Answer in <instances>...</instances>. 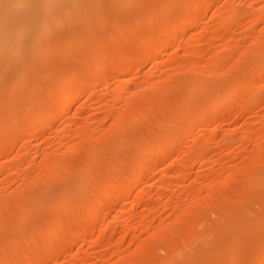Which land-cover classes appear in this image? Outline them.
Listing matches in <instances>:
<instances>
[{"label": "bare ground", "instance_id": "1", "mask_svg": "<svg viewBox=\"0 0 264 264\" xmlns=\"http://www.w3.org/2000/svg\"><path fill=\"white\" fill-rule=\"evenodd\" d=\"M251 1L250 5L248 4L249 6L243 10L240 8L238 10L235 7V1H226L228 3L226 7L216 6V8L214 6L215 10L209 12L208 10L213 4L217 3L218 5L217 0H0V157L6 156L5 159L7 158V154L13 147L15 148L18 138L26 135L30 126L37 135L52 123L54 126L57 103L62 101L59 117H67L66 115L72 113H70L71 105L78 98L85 96V99L83 97L85 102L82 101L83 104L78 105L72 115H68L69 119H65L68 120L67 124L61 128L58 126L54 130L58 133L57 136L60 134L59 139L56 135H54L55 140H53L55 137L51 139L49 136L50 140L54 142L60 140V143L56 142L55 145H59L53 151L51 149V152L47 151L48 144L44 146L46 149L44 148V155L40 160L41 167L40 165L39 168L36 166L39 162L34 164L37 172L32 173L30 170L32 173L30 174V172L27 173L29 170H26L32 167V158H30L31 161H28L29 158L26 156L28 143L18 147L20 153L12 161H9L11 163L1 159L0 172L5 175L0 182V184L2 183L0 186L1 264L4 263L5 255H8V252H11V261L6 258L7 261H10L7 264H49L51 261L52 263L58 261V257L64 252L70 253L69 251L76 248V245L80 247L78 243L82 239L92 237L100 242L106 232L116 228L117 221L122 220L121 213H124V209L122 210L124 204L121 203L125 199L130 200L131 196L135 199L144 197V192L147 190L136 193L135 191L141 189V184H144L143 180L148 179V176L155 172L153 169L156 165L162 160H166L170 149L174 150L172 146L176 145L175 150L177 144L178 148L181 146L176 139L179 132L184 130L185 136L190 138L194 133L197 134L198 129L203 131L207 127L204 125L210 124L208 121L213 119L212 116L217 117L214 113L217 111V107L223 105L228 98L239 97L237 103L232 104L231 107L227 105L230 107L231 113L228 117L240 110L252 109L257 97L264 91V25L261 26L260 31L258 30L259 32L256 28L257 24L260 26L261 22L264 23V0H253L252 3ZM131 9L139 10L138 15L137 13L135 15L139 18L136 22L135 17H131L134 13ZM127 11L129 12L128 16ZM207 12L211 13L210 18L213 21H210L211 24L207 26V29L205 27L206 30L204 29L202 32L192 31V34L187 35L188 24L192 30H196L194 28H197L202 23L201 21L207 19ZM130 13L131 15H129ZM125 15L134 20L130 23L131 18H129L131 25L138 26L139 24L141 27L136 28L135 25L131 26L128 23V29H122L127 23ZM246 15L250 16L251 20L248 21L251 26L256 25L254 31L256 29L259 34L255 32L256 36L248 30L242 32L253 42L251 41L252 43L246 48L244 46V53L237 55L239 57L236 58L235 52L238 49L234 51L237 42L234 38L221 46L216 47L215 45L218 38H224L227 32L236 30L235 28L240 25L242 18ZM122 21L126 23L120 25ZM247 24L249 23L247 22ZM209 33L211 40L207 41L209 45L207 47L211 51L207 52L209 56L205 58L203 54L200 55L202 53L201 44ZM186 35L190 37L189 46H186L184 51H180L185 52L184 54H179L180 46L185 41ZM239 47L241 48V46ZM94 61L95 63L91 64ZM146 64H149L153 71L150 75L140 76L139 73L134 72L142 70L141 68ZM256 69H260L261 72L257 70L258 74L253 71ZM95 72L100 73L98 78L92 76ZM132 72L136 73L135 76ZM252 72L255 75L251 74ZM112 75L117 77L113 82L115 84L114 91L110 92L109 90L107 91L108 95H102L99 89L94 88L99 92L92 90L96 84L103 80L108 82L107 80ZM223 83L228 84V86L226 85L228 91L223 92L221 99L214 102L215 104L212 103L214 107H211V101H214L219 94L221 95L223 90L226 91L225 86L222 88L221 84ZM210 86L211 90L213 88L212 92H208ZM18 87L20 92L15 97L13 93L17 92ZM42 87L46 88V91ZM217 88L220 89L217 90ZM204 91L209 96H206ZM125 93L127 94L124 98L123 113H113V110L109 109L111 102L116 95L122 97ZM200 93H204L203 99L200 97ZM12 95V98H18L20 103L16 101V103L14 101L10 103ZM30 98L32 99L30 100ZM24 99L27 101L25 104L29 101L26 108H24L25 105L21 107ZM91 99H105V103L101 107L108 108L106 116H103L105 119L100 118L99 123L95 124L96 126L91 124V119L89 120L91 115L85 116L89 110L86 102ZM194 103L195 105H193ZM14 104H19L18 108L14 107ZM164 105L166 106L164 107ZM167 105L172 106L173 109H167ZM162 108H166L168 111L165 112ZM26 112L33 113L32 117L35 116V118H30L31 120L29 119L30 123L27 119L25 121V118L23 120V116L26 117L25 115L29 114ZM188 113L192 117H187L190 116ZM82 115H84V119L80 125L79 118ZM156 117L161 120L157 121ZM106 120L109 122L111 120V123L108 124ZM77 123L80 127L75 130L74 127H78ZM73 124L75 125L73 126ZM54 131L51 132L52 136L55 134ZM205 131L202 133L205 134ZM69 135H71L70 139H68ZM229 137L232 136L229 135ZM227 138L226 135V141ZM196 139L193 151L187 150L189 152L185 153V151L183 156L180 153V159L176 157L179 159L180 165L177 164L179 166L177 169H174V166L172 168L171 165V174L167 169L169 167H162V175L160 174L161 178L155 182L156 186L163 187L166 180L169 179L168 176L178 184L189 178L191 169L188 160L201 161V154H203V150L200 149V143L203 141L201 137ZM252 139L256 143L253 147L257 153L251 154L250 159H247H254V163L244 161L241 166H234L233 169H230L229 166L224 170L220 167L219 170H216L215 167H213L214 169L208 168L204 172L205 174L197 177L198 179L195 177L196 179L193 178V180L190 177L192 180L190 186L184 185L189 187L187 194L191 195L189 198L192 197V202L188 201V203L184 202L183 205H179L180 202L179 204L175 203L179 206L174 205L171 191H165V197H162L159 204L166 206L167 210L170 204H173L169 207L171 211L168 210L171 215L161 217L157 225L155 223L157 211L153 210V207L150 209L151 204L150 208L145 205L149 209L146 208V212L143 211V214L139 212L142 214V217L139 214L141 217L139 222L145 230L149 232L148 229H151V232L146 240L140 242L139 245L137 243L136 251L126 254L123 249H119L122 251L116 252L118 253L115 255L116 259L112 261L113 258L112 256L110 258L109 253L100 255L101 252L98 255L99 258L96 256L100 262L94 261L95 258L93 259L92 255L79 256L77 252H74L77 255L72 256L73 263L75 260L80 263L77 261L79 258L81 264H235L244 258L238 264H242L243 261H245L243 264H264V236L262 235L261 238V231L264 228V223L261 225V221L264 220H262L264 217V128L246 125L238 141L239 147L243 151L248 149ZM211 141L213 142V140ZM219 141L221 140L219 139ZM223 141L225 140L219 143L224 144ZM205 142L208 144V141ZM50 143L53 147L54 144ZM124 145L128 147L124 148ZM41 149L40 152L43 151ZM31 153L29 154L31 155ZM173 154L175 153L173 152ZM33 159L35 160V157ZM229 159H232V156ZM218 161L221 160L218 159ZM70 163H76L73 169H71L72 164L70 165ZM34 170L36 171V169ZM23 171L26 173L23 174ZM16 172L17 174L21 172L19 176L16 174L17 180L14 176ZM12 175L15 177L14 179ZM11 179L12 181L19 180L21 186L18 187V183L15 184L16 188H12L13 190L9 188L10 186L7 184L11 182ZM9 180L10 182H8ZM236 180L240 182L237 189L230 191L224 187L228 185L226 184L228 181ZM198 181H201L200 183L206 181V185L200 184L199 186L197 185ZM221 182L223 186H221ZM233 182L232 184H234ZM152 183L150 184L155 186V183ZM204 192H206L205 196H203ZM222 193L226 197L224 200L216 201V204L213 203V210L210 211V213L213 212V216L210 217V213L207 215L208 210L211 209L209 199ZM150 194L152 193L150 192ZM141 199L143 200V198ZM134 202H131V208H125L126 216L137 214L135 208H132ZM42 204L47 206L46 212L42 210L43 213L40 211ZM7 205L12 206L16 211H9V209L7 211ZM106 205H112L115 210L119 207L121 210L118 209L117 212L115 211L116 213L109 210L108 213L112 212L114 215L105 223L104 219L109 217L108 213L106 212V215L100 209ZM256 206L261 208V212L257 214L256 218H253L251 211H255ZM45 208L43 206L41 209ZM47 210L49 214L50 210L56 214L51 212L50 217H53L51 224H48L50 218L48 221L46 220L48 217H44V212L47 213ZM165 210L163 209V211ZM257 212L259 211L257 210ZM172 215L175 216L171 218ZM43 221L49 226L45 225ZM102 221L103 224L105 223L104 228L100 226ZM27 223H31V227L28 224L26 228L29 227V229L26 230L24 226ZM182 223H184L183 226ZM8 224L11 225L7 228ZM136 224L134 225L137 226ZM134 225L129 222L125 229L123 228L122 238L127 233H132ZM10 226L12 227L10 228ZM254 226L255 228H253ZM98 227L100 229L96 231ZM19 228L22 229L21 232ZM254 229L260 236L253 232ZM260 229L262 230L260 231ZM25 230H30V232L27 233ZM124 239L119 240L122 243ZM114 242L110 241L109 245ZM16 244H20L22 247L19 250L11 249L12 252L10 248ZM100 244H105V242ZM232 249L240 252V256L244 253L243 249L246 253L238 259L234 255L235 261L232 262L234 258L227 260L224 257ZM81 250L83 249L81 248ZM227 257L229 258V256Z\"/></svg>", "mask_w": 264, "mask_h": 264}, {"label": "rangeland", "instance_id": "2", "mask_svg": "<svg viewBox=\"0 0 264 264\" xmlns=\"http://www.w3.org/2000/svg\"><path fill=\"white\" fill-rule=\"evenodd\" d=\"M221 1V2H220ZM224 1V2H223ZM217 0V2H218V5H217V3H215L216 5H212V7L208 10L209 12H213V10H215V7L216 6H221V7H226L227 6V4L228 3H226V1L227 2H236L234 5H235V7L236 8H238V10H239V8H240V10H243V9H245L246 7H248L249 5H250V0H234V1H232V0H230V1H228V0ZM247 1V2H246ZM246 2V3H245ZM253 2V0L251 1V3ZM224 5H223V4ZM240 3H242V4H240ZM245 3V4H244ZM222 4V5H221ZM249 4V5H248ZM215 6V7H214ZM137 8V7H136ZM217 8V7H216ZM140 9V8H139ZM211 9H212V11H211ZM132 10V9H131ZM134 10V9H133ZM132 10V11H133ZM137 10V9H136ZM141 10V9H140ZM129 11V10H128ZM127 11V16H128V12ZM139 11V10H138ZM138 11H133L134 13H132V15H131V13L129 14V15H131V17L133 18V17H135V22L137 21V19H139V18H137L135 15H136V13H137V15H138ZM131 12V11H130ZM209 12H207L208 14H206L207 16V19H205V20H203V21H201L202 23H203V25H202V23L201 24H199V26L202 28H200L199 26H197V28L195 27L194 29H196V30H192V28L189 26V24H188V26H187V35H190V33L192 34V31L193 32H202V31H204V29H205V27H206V29H207V26L208 25H210L211 23H210V21L211 22H213L212 21V19L210 18L211 17V13H209ZM140 15H141V13H140ZM208 15H210L209 17H208ZM131 17H126V15H125V18H127V23L126 22H121L120 23V25L122 24V23H126L127 24V27H126V24H124L125 26H123V28L122 29H124L125 30V28L126 29H128V23L130 22L129 21V18H131ZM138 17H140V16H138ZM205 17V18H206ZM246 17H248V19H246L245 20V18ZM250 16L249 15H246V16H244L243 18H242V22L240 23V25H238L237 26V28H235L236 30H231L232 31V33H231V31H229V32H227V38H226V36L224 37V38H218L217 40V42H216V47L219 45V46H221L222 44H224V43H226L227 41H229V40H231L232 38H234L235 40H237V42H236V46H235V50L234 51H236V49H238L237 50V52H235L236 53V58L237 57H239V56H237V55H242V52L244 53V49L246 48V46H248V45H250L253 41L250 39V38H247L245 35H243L242 34V32L244 33V32H246L247 30L248 31H252L254 34H255V32H257L258 30L260 31V28H262L261 26H263L264 25V23L263 22H261L260 24V26L257 24V27H256V25H252L251 26V23L248 21L249 19L251 20V18H249ZM130 19L131 20V22L130 23H132L134 20L133 19ZM126 20V19H125ZM133 20V21H132ZM244 20V21H243ZM247 22L250 24H247ZM129 23V24H130ZM207 23V24H206ZM263 23V24H262ZM137 24V23H136ZM247 24V25H246ZM131 25V24H130ZM133 25H135V24H132L131 26H133ZM100 26H101V24H100ZM141 27V25H139L138 24V26H134V27ZM248 26V27H247ZM240 27V28H239ZM243 27V28H242ZM252 27V28H251ZM257 28V31H256V29H255V31H254V28ZM102 28L104 29V27H103V25H102ZM248 28V29H247ZM250 28V29H249ZM129 29H131V28H129ZM141 29V28H140ZM205 29V30H206ZM245 29V30H244ZM100 30H101V28H100ZM127 31V30H126ZM233 31H234V33H236V34H234L233 33ZM258 31V32H259ZM257 32V34H259ZM228 33H229V36H228ZM231 33V34H230ZM234 34V35H233ZM242 34V35H241ZM257 34H255L256 36H257ZM186 35V37H185V41L181 44V46H180V48L181 49H179V54L181 53V54H184L183 52H180V51H184V49H186V46H189V38L190 37H188ZM230 35H232V36H230ZM237 36V37H236ZM206 37V36H205ZM242 37H243V39H242ZM210 38V39H209ZM225 39V40H224ZM227 39V40H226ZM211 40V34L209 33L208 35H207V38H205V40L202 42V44H201V50H202V53H200V55H202L203 54V56L205 57V58H207L208 56H209V54H207V52L209 53V51H211L210 49H208V47H209V45H208V43H207V41L209 42ZM242 40V41H241ZM250 40V41H249ZM252 41V42H251ZM244 42V43H243ZM186 43V44H185ZM218 43V44H217ZM241 45H240V44ZM247 43V44H246ZM207 45H208V47H207ZM241 46V48L239 47V46ZM204 46V47H203ZM244 46H245V48H244ZM207 48V49H206ZM240 51V52H239ZM204 52V53H203ZM239 52V53H238ZM206 54V55H205ZM160 60H162V59H160ZM159 60V64L161 63V61ZM92 63H95V61L94 62H91V64ZM158 63V62H157ZM42 66V65H41ZM142 70H139V71H134V72H136V73H139L138 75H140V76H148V75H150L153 71L151 70V68H150V65L149 64H146V65H144V67H142L141 68ZM261 69V68H260ZM260 69H256V70H253V71H255V72H257V70H258V72H261V70ZM134 72H132V73H134ZM257 72V73H258ZM136 73H134L133 74V76H135V74ZM36 74H37V72H36ZM35 74V77L37 76ZM95 74V75H94ZM99 74V75H98ZM251 74H253V75H255L253 72L251 73ZM259 74V73H258ZM257 74V75H258ZM88 75V74H87ZM90 76H91V74H89ZM256 75V76H257ZM92 76L93 77H95V78H98L99 76H100V73H97V72H95V73H93L92 74ZM212 76V75H211ZM112 77V78H111ZM111 77H109V79L107 80L108 82H110L111 83V85H110V83H108V82H106L105 80H103L102 82H100V83H98V84H96V87H93V89L92 90H95L94 88H96V89H99V91L100 92H102V93H100V94H104V95H108L107 94V91H109L110 90V92L111 91H114L115 89H114V87H115V84H113V82H115V80L117 79V77L115 76V75H112ZM115 77V78H114ZM215 78V77H214ZM222 85V88L224 87V88H227L226 89V91L225 90H221L222 91V93H221V95L219 94L218 96L215 94V100H217V101H211V104L213 103V104H215L216 102H218V100H220L221 99V96H222V94H223V92H227L228 91V84L226 83V84H221ZM221 85H218V87H221ZM227 85V86H226ZM40 87V86H39ZM38 87V90L40 89ZM21 88V87H20ZM42 88H44V87H42ZM209 88V89H208ZM207 89L208 90H210V91H208V92H212L213 91V88H212V90H211V86L210 87H208ZM19 89V87L17 88V92L16 91H14V93H13V95L15 94V97H17L18 95H17V93H19L20 91V89ZM45 89V91H46V88H44ZM101 89V90H100ZM220 88H217V90H219ZM43 90V89H42ZM96 92H99L98 90H95ZM206 91V90H205ZM204 91V92H205ZM106 93V94H105ZM216 93V92H215ZM217 93H218V91H217ZM219 93H220V91H219ZM99 94V93H98ZM126 94L127 93H125V94H123V96L121 97H119L118 95H116L115 97H117V98H115L114 97V99H113V101L111 102L112 104L110 105V107H109V109L112 111L113 110V113H123V109H124V103H125V100H124V98H125V96H126ZM204 94V93H203ZM203 94H199L200 95V97L203 99V97H205ZM205 94H206V92H205ZM211 94V93H210ZM13 95L11 96V98H10V103H11V101L13 102L14 101V103H18L20 100L17 98V99H14V98H12L13 97ZM206 96H209V94L207 95L206 94ZM220 96V97H219ZM84 97V99H85V96H83ZM83 97L81 98H78L75 102H74V104H72L71 105V107H70V110H72V111H70V113L72 112V113H74L77 109L76 108H78V105L79 106H81V104H83V102L82 101H84L85 102V100L83 99ZM259 97V98H258ZM257 97V99H256V101L254 102V105L252 106V109H249L248 111L247 110H240V112H238V113H234L233 115H236V116H233V115H231V117H228L231 113H230V107L232 106V104H235V103H237V101H239V97H235L234 99H232V98H228V100H225V105L223 106V105H221L220 107H217V111L216 112H214V113H216V116L217 117H215L214 115V117L212 116V120L211 121H208V122H210V124H208V125H204V126H207V127H205V129L203 130V131H205V134L204 133H202L203 131H200V130H202V129H198L197 130V134H198V136H196L197 134L196 133H194V135H192V137L190 136V138L189 137H187V136H185V134H186V132L184 131V130H182L181 131V133L179 132L177 135H178V137H176V139H177V142L179 143V145H181L179 148H178V144H177V148H176V150H175V147H176V145L175 146H172V147H174V150H172L173 148H171L170 149V151L168 152V155H167V157H166V160L164 159V160H162V162H160L161 163V165H160V163L159 164H157L156 165V167L153 169V171H155V172H157V173H155V172H153V173H151L150 174V176H148L147 178L148 179H144L143 180V183L144 184H141V189H139V190H136L135 191V193L138 191H141V190H144V191H149V192H144L145 193V195H144V197H139V199H141V198H143V200L141 201L140 200V202H139V199H135V198H133L132 196L129 198L130 200H126L125 199V201L123 202V203H121L124 207L122 208V210L124 211V213H125V211H126V209H129V208H131V206L130 205H132V203L131 202H133V201H135L133 204V206H132V208H135L134 210L135 211H137V214L135 215L134 214V216L133 215H125L123 212L121 213L122 214V220L121 219H119L120 221H117L118 223H116V225H115V227L116 228H113V229H111V230H108L107 232H106V234L100 239V242L99 241H97L96 239H94V238H87V239H85V240H83L82 239V241L80 240V242H82V243H78L79 244V246L80 247H78V245H76L75 247L76 248H73L71 251L73 252H71V251H69L70 253H66V252H64L63 254H61L59 257H58V261H56V262H53L52 263V261H51V263H49V264H72L73 263V260H72V256H74L75 254L77 255V253L79 254V256H81V255H83V256H85V255H92V257H93V259H94V261H99L100 262V259H98L99 257H98V255L100 254V255H103V254H105L106 252H107V254L110 256V258H111V256H112V258L113 259H111V261L112 260H115L116 258H115V255H117L118 253H120L122 250H120L119 251V249H123V251L126 253V254H128L129 252L131 253V252H133V251H136L137 250V248H138V245H139V243L140 242H142V241H144V240H146L147 238H148V235H149V232H151V229H148L149 230V232L147 231V230H145L144 229V227L142 226V225H140V222L139 221H141L140 219H141V217H142V214L144 213L143 211H145L146 212V208L147 207H145V205H147L148 207L150 206V204H151V208L150 209H152V207H153V210H155V211H157V214H155V223H156V225H157V223L159 222V220H161V217H168V216H170L171 214L170 213H168V210H170L171 211V209L169 208L170 206H173V204L174 205H177V204H179L180 202V204L179 205H183V203L184 202H186V203H188V201L189 202H192L193 201V199H191V198H189L191 195H188L187 193H189V191H188V189H189V187L187 188L186 186H190V182H192V180L190 179V177L193 179H196L198 176H200L201 174L203 175V174H205L204 172L208 169V168H213V167H215V169L216 170H219L220 168L222 169L223 168V170L226 168H229V166H230V169H233L234 168V166L235 167H238V166H241V165H243V163H244V161H246V162H252V163H254V159H252V160H248V159H250V157H251V154L252 155H254V153H257V150H254L255 149V147H253V146H255V142H253L254 140L252 139L250 142H249V147H248V149L246 148V149H244V151L239 147V138L241 137V135H242V133H243V131H244V129H245V127H246V125L248 126V124L249 125H252L254 128H260V127H263L264 128V91H262V93L261 94H259V96ZM103 98H105V97H103ZM197 98H198V95H197ZM238 98V99H237ZM32 98H30V100H31ZM18 100V101H17ZM115 100V101H114ZM198 100V99H197ZM201 100V99H200ZM16 101V102H15ZM33 101V100H32ZM32 101H31V103H32ZM34 101H36V100H34ZM194 101V100H193ZM230 101V102H229ZM23 102V101H22ZM25 102H27V101H25V99H24V102L22 103V105H21V107H23V105H25V107L24 108H26L27 106V104H29V101H28V103H26L25 104ZM195 102V101H194ZM215 102V103H214ZM227 102V103H226ZM20 103V102H19ZM61 103H62V101H60L59 103H57V105L55 106L56 108V111H57V116L55 117V121H54V126H52L53 125V123H52V125L51 126H48V127H46V128H44L43 129V132L41 133V134H39V135H37V133H35L33 130H32V126H30V129H29V131H28V133L26 134V135H23V136H20L19 138H18V140H17V144L15 145V148L13 147L12 148V150L9 152V154H7V158L5 159V157L6 156H1L0 157V162H1V159H2V161H7V163H11V162H9V161H12V159L14 158V157H16V156H18L19 155V153H20V151H18L19 149H18V147H20V145L22 144H31L30 146H31V148H30V146L29 145H27V149H26V151H27V154H26V156H27V158H29L28 159V161H31L32 160V167H30V168H28V169H26V170H29V171H27V173H29L30 172V170H31V172L33 173V172H37L38 170H37V168H39L38 166L40 165V167H41V162H40V160H42V157H43V155H44V150L46 149V147H44V146H46L47 144V151H49V152H51V149H52V151L54 150V148L57 146V145H59V144H56L55 145V143L57 142V143H60L59 141L60 140H56V142H54L53 140H55L56 139V137H57V139H59V136H60V134L57 136V132H55L54 130L58 127V126H60V128L61 127H63V126H65L64 124H67V122H68V120H65V119H69V118H67V117H69L70 115H72V113L71 114H68V115H66L67 117H62V118H60L59 117V111H60V105H61ZM87 103V105L89 106V110H88V112L87 113H85L84 115L85 116H87V114H89V120L91 119V124L93 125V126H96L95 124H98L99 122H98V120H100V118L101 119H105L104 117L106 116V112H108V108L107 109H104L103 108V106L101 107V105L102 104H104L105 103V99H96V100H93V99H91V101H88V102H86ZM196 103V102H195ZM195 103L193 104V105H195ZM90 104V105H89ZM212 104V106L211 107H214V105ZM231 104V105H230ZM15 106L14 107H17L18 105L17 104H14ZM172 105V104H171ZM230 106V107H228V106ZM113 108H112V107ZM166 105H164V107H165ZM172 106H170V105H167V109L169 108V109H173V108H171ZM18 108V107H17ZM21 109V108H20ZM20 109H19V111H20ZM163 109V111H165V112H167L168 110L166 109V108H162ZM14 110H16V109H14ZM21 110H23V108L21 109ZM229 110V111H228ZM17 111V110H16ZM170 111V110H169ZM215 111V110H214ZM26 113H29V112H26ZM91 113V114H90ZM97 113H98V115H97ZM100 113V114H99ZM213 113V114H214ZM227 113H229V114H227ZM33 113H29V114H27V115H25L26 117H24L23 116V120H24V118H25V121H27L28 120V122L30 123V121H29V119L31 118H35V116H31ZM103 114V115H102ZM188 114H190V113H188ZM193 114V113H192ZM34 115V114H33ZM84 115H82L81 116V118H79V120H80V125H81V121L83 122V119H84ZM94 115V116H93ZM96 115V116H95ZM99 115H100V117H99ZM102 115V116H101ZM104 116V117H103ZM184 116V115H183ZM103 117V118H102ZM187 117H192V115L190 114V116L188 115ZM97 119V121H96V119ZM157 118V117H156ZM232 118V119H231ZM234 118V119H233ZM263 118V119H262ZM27 119V120H26ZM30 119V120H31ZM161 120L160 118H157L156 120L157 121H159V120ZM192 119V118H191ZM66 121V123H65V121ZM92 120H94V121H92ZM155 120V121H156ZM190 120V119H189ZM262 120V121H261ZM107 121V123L109 124V123H111V120H110V122H109V120H106ZM93 122V123H92ZM206 122H207V119H206ZM32 123V122H31ZM254 123V124H253ZM63 124V125H62ZM29 125H31V124H29ZM62 125V126H61ZM75 124H73V126H74ZM77 125H78V127L77 126H75L74 127V129L76 130L77 128H79L80 126H79V123H77ZM263 125V126H262ZM52 127V128H51ZM212 127H214V128H212ZM243 129H242V128ZM202 128V127H201ZM240 128V129H239ZM215 129V130H214ZM230 129H232V130H230ZM238 129V130H237ZM230 130V131H229ZM53 131H54V133L55 134H53V136H52V133H53ZM213 131V132H212ZM240 131H242L241 133H239ZM52 132V133H51ZM200 132V133H199ZM208 132H209V134L211 135H209L208 134ZM218 132V133H217ZM59 133H60V131H59ZM202 134H204V135H202ZM207 134H208V136H207ZM54 135H56V137L54 136ZM123 135V134H122ZM226 135H227V137L229 138H227V141H226ZM229 135H231L232 137H229ZM51 137V139H53L54 137V139L53 140H50V137ZM121 136V135H120ZM119 136V138L121 139V137ZM125 136V135H124ZM203 136V137H202ZM214 136V137H213ZM224 136V137H223ZM49 139H48V138ZM53 137V138H52ZM197 137H201V140L203 141V143L201 142L200 144V149H202L203 150V154H201V156H202V158H201V161H197V160H195V159H193V161L195 160L196 161V163H195V161L193 162L191 159H189L188 160V164H189V166H190V176H189V178H187L186 179V181H184L183 183H180V184H178V182L176 181V182H174L173 181V179L172 178H170V176H168L167 178H169L168 179V181L166 180V184L165 185H163V187L161 188V187H158V186H156L157 185V183H155V182H157V180H159L160 178H161V176H160V174L162 175V171H163V168H167V167H169V168H167L168 170H170V174H171V165H172V168H173V166H174V169H177V167H179V166H177V164L178 165H180V161H179V159H180V157L181 156H183L184 154V152L185 153H188L189 151H193V149H194V146H195V143H196V138ZM206 137V138H205ZM222 137V138H221ZM238 139H237V138ZM71 138V135H69V138L68 139H70ZM179 138V139H178ZM203 138V139H202ZM119 139V140H120ZM186 139V140H185ZM191 139H192V141H191ZM205 139V140H204ZM208 139H210V140H208ZM217 139V140H216ZM219 139L221 140V141H219ZM235 139V140H234ZM236 139H237V141H236ZM47 140V141H46ZM211 140H213V142L211 141ZM222 140H225V141H223V143L224 144H221L222 143ZM20 141V142H19ZM46 141V142H45ZM205 141H208L207 143L208 144H206V142ZM215 141V142H214ZM217 141V142H216ZM221 142V143H219V142ZM236 143H235V142ZM256 141V140H255ZM24 142V143H23ZM45 142V143H44ZM49 142V143H48ZM50 142H52V144H54L53 145V147H51V143ZM54 142V143H53ZM195 142V143H194ZM211 142V143H210ZM229 142V143H228ZM253 142V143H252ZM33 143V144H32ZM41 145H40V144ZM192 143V144H191ZM193 143H194V145H193ZM215 143V144H214ZM217 143H219L218 145H217ZM237 143H238V146H237ZM19 144V145H18ZM50 144V145H49ZM125 144V143H124ZM203 144V145H202ZM227 144V145H226ZM231 144V145H230ZM254 144V145H253ZM21 145V146H22ZM38 145V146H37ZM40 145V146H39ZM212 145V146H211ZM226 145V146H225ZM230 145V146H229ZM43 146V147H42ZM50 146V147H49ZM125 146L126 147H128L127 145H124V148H125ZM202 146H206L205 148L204 147H202ZM208 146V147H207ZM221 146V147H220ZM223 146V147H222ZM227 146H228V148H227ZM16 147H17V149H16ZM34 147H35V149H34ZM40 147V148H39ZM121 147H123V146H121ZM120 147V148H121ZM190 147V148H189ZM43 149V151H41L40 152V149ZM45 148V149H44ZM193 148V149H192ZM227 148V149H226ZM239 148V149H238ZM41 149V150H42ZM181 149V150H180ZM206 149V150H205ZM210 149V150H209ZM235 149V150H234ZM29 150V151H28ZM35 150V151H34ZM39 150V151H38ZM177 150H179V151H177ZM187 150H189V151H187ZM202 150H200V151H202ZM205 150V151H204ZM212 150V151H211ZM230 150H231V152H230ZM249 150V151H248ZM183 151V152H182ZM252 151H253V153H252ZM255 151V152H254ZM32 152V153H31ZM34 152V153H33ZM173 152L175 153V154H173ZM179 152V153H178ZM247 152V153H246ZM260 152V151H259ZM26 153V152H25ZM29 153H31V155L29 154ZM172 153V154H171ZM182 155H181V154ZM201 153V152H200ZM236 153V154H235ZM246 153V154H245ZM176 154H177V156H176ZM181 156H180V155ZM205 154V155H204ZM209 154V155H208ZM214 154V155H213ZM219 154V155H218ZM243 154V155H242ZM36 155V156H35ZM38 155V156H37ZM175 155V156H174ZM211 155V156H210ZM217 155V156H216ZM228 155H231L232 156V159H229V157L231 158V156H228ZM263 155H264V153H263ZM13 156V157H12ZM32 156H34L35 157V160L37 161H35L33 158L34 157H32ZM173 158H172V157ZM210 156V157H209ZM228 156V157H227ZM236 156V157H235ZM243 156H246V157H243ZM247 156H249V157H247ZM170 157V158H169ZM179 158V159H177V158ZM238 157V158H237ZM243 157V158H242ZM253 157V156H252ZM260 157H261V155H260ZM30 158H32L31 160H30ZM41 158V159H40ZM172 158V159H171ZM204 158V159H203ZM209 158V159H208ZM213 158V159H212ZM215 158V159H214ZM221 158V159H220ZM225 158V159H224ZM236 158V159H235ZM248 158V159H247ZM4 159V160H3ZM9 159V160H8ZM169 159V160H168ZM175 159H177V160H175ZM206 159H208V160H206ZM212 159V160H211ZM218 159L219 160H221V161H218ZM234 159V160H233ZM33 160H34V163H33ZM175 160V161H174ZM214 160H216V161H214ZM243 160V161H242ZM248 160V161H247ZM171 161V162H170ZM210 161V162H209ZM40 164H39V163ZM77 162V161H76ZM173 162H178V163H173ZM199 162V163H198ZM201 162H202V164H201ZM204 162H205V164H204ZM212 162V163H211ZM241 164H240V163ZM38 163V164H37ZM191 163V164H190ZM218 163V164H217ZM251 163V164H252ZM34 164L37 166V168H36V166H34ZM72 163H70V165H71ZM76 163H74V164H72L70 167H72L71 169H73L75 166ZM200 164V165H199ZM236 164V165H235ZM160 165V166H159ZM169 165V166H168ZM221 165V166H220ZM232 165V166H231ZM34 166V167H33ZM176 166V167H175ZM193 166V167H192ZM224 166H226V167H224ZM163 167V168H162ZM193 169H192V168ZM203 167V168H202ZM220 167V168H219ZM31 168H33V169H31ZM34 169H36V171L34 170ZM161 169V170H160ZM202 169H205V170H202ZM214 169V168H213ZM157 170V171H156ZM202 170V171H201ZM161 171V172H160ZM24 172L25 171H23V174H24ZM30 172V174H32ZM200 172H202V173H200ZM21 173V172H20ZM20 173H18L17 174V172L16 173H14L15 175V177H13V175H12V177H13V179L15 178L16 180H17V176H16V174L19 176V174ZM26 173V172H25ZM155 173V174H154ZM239 173H241V171H239ZM0 180L2 179V177L3 176H5L4 175V173H2V172H0ZM3 174V175H2ZM169 174V175H170ZM197 174V175H196ZM195 175V176H194ZM201 175V176H202ZM160 176V177H159ZM194 176V177H193ZM11 177V178H12ZM155 177H156V179H155ZM196 177V178H195ZM4 178V177H3ZM171 179V180H170ZM193 179V180H194ZM198 179V178H197ZM16 180H14V181H12V179H11V182H10V180L8 181V182H10V183H6L8 186H10L9 188H16L17 186L15 185V184H18L19 183V186L18 187H20L21 186V183H20V181L18 180V181H16ZM150 180V181H149ZM149 181V182H148ZM173 181V182H172ZM0 182H2V180L0 181ZM13 182H17V183H14L13 184ZM45 182H47V181H45ZM44 182V183H45ZM152 182H154L155 183V186L154 185H152L153 183ZM199 183L197 184V185H199L200 186V184H205L206 185V181H203L202 183H200L201 181H198ZM232 182L233 181H228V183H226V184H228V185H226V186H224V187H226V188H228L230 191H233V190H235V189H237L238 188V186L240 185V182H239V180L237 181H234L233 183L234 184H232ZM150 183H152V184H150ZM170 183V184H169ZM172 183V184H171ZM176 183V184H175ZM150 184V185H149ZM169 184V185H168ZM186 186H185V185ZM237 184V185H236ZM13 185H15V186H13ZM143 185V186H142ZM177 185H179V186H177ZM182 185V186H181ZM0 186H2V183L0 184ZM154 186V187H153ZM221 186H223V183L221 182ZM143 187V188H142ZM148 187V188H147ZM157 187V191L155 190V188ZM170 187V188H169ZM231 187V188H230ZM234 187V188H233ZM1 188V187H0ZM138 188H140V187H138ZM149 188H151L150 190H149ZM153 188V189H152ZM165 188H167V190H164ZM223 188V187H222ZM162 189V190H161ZM13 190V189H12ZM155 190V191H154ZM207 190V189H206ZM228 190V191H229ZM163 191V192H162ZM169 192V191H171L170 192V194L172 195V200H173V204H170V206L168 207V210H167V208H166V206L164 207L163 205H161L162 207H164L163 209L165 210V211H163V209H161L162 207L160 206V204H159V201L162 199V197L164 196V192ZM12 192V191H11ZM11 192H9V193H11ZM150 192L152 193V194H150ZM155 192H157V193H155ZM134 192H133V194H135ZM179 193H180V195H179ZM182 193V194H181ZM205 193L206 192H204V195L203 196H205ZM174 194V195H173ZM177 196H176V195ZM184 194H187V195H184ZM148 195V196H147ZM159 195V196H158ZM162 195V196H161ZM224 194L222 193V194H219V196L217 195L216 197H214L215 198V200H214V198H211V199H209V202H210V204H211V209L210 210H208V214L207 215H209V213H210V211L211 210H213L212 209V205H213V203L214 204H216L215 202L216 201H220V200H224L225 199V197H226V195H224ZM135 196V195H134ZM177 198H179V199H177ZM183 196V197H182ZM186 198H185V197ZM8 198L10 197V196H7ZM148 197V198H147ZM150 197V198H149ZM165 197V196H164ZM163 197V198H164ZM133 199V201H132V199ZM181 198H182V201H181ZM156 200H157V202H158V204H157V202H156ZM172 200H170V201H172ZM175 200H177V201H175ZM179 200V201H178ZM186 200V201H185ZM128 201V202H127ZM147 202V204H146V202ZM151 201V202H150ZM218 201V202H219ZM128 204H126V203ZM152 202H153V204H152ZM144 203V204H143ZM175 203H177V204H175ZM185 203V204H186ZM156 204V205H155ZM43 205V204H42ZM138 205V206H137ZM179 205H177V206H179ZM41 206V205H40ZM44 206V208H45V206L46 205H43ZM42 206V207H43ZM158 206V207H157ZM8 207V208H7ZM7 207H6V209H7V211H8V209H9V211H16V209H14V208H12V206H10V205H7ZM42 207H40V211H41V213H43L42 212V210H46L47 209V206H46V208L45 209H41ZM112 209H111V208ZM144 207V208H143ZM160 207V208H159ZM11 208V209H10ZM106 208V209H105ZM126 208V209H125ZM137 208H140L139 210L137 209ZM149 208H147V209H149ZM156 208V209H155ZM257 208V209H256ZM14 209V210H13ZM18 209V208H17ZM113 208V206L112 205H106V206H104V207H102L100 210H102L104 213H108L109 212V210L111 211H114V213H116L117 212V210L119 209V210H121V208H119L118 207V209H114ZM145 209V210H144ZM157 209H159V210H157ZM254 209H256L255 211H251L253 214H251V215H253V218H256L257 217V214L258 213H260L261 212V208H259V206H256ZM165 213H168V214H164L162 211ZM257 210L259 211V212H257ZM18 211V210H17ZM20 211H21V209H20ZM116 211V212H115ZM160 211V212H159ZM169 211V212H170ZM46 212V211H45ZM44 212V214H45V216L44 217H48L47 219L46 218H44V219H46V220H48L49 221V218H50V222H48V224H51V220L53 219V217H50L52 214H51V212H52V210H50V214L48 213V210H47V213H48V215L46 216V214L47 213H45ZM54 212V211H53ZM52 212V213H53ZM142 212V214H140V213ZM159 212V213H158ZM207 212V211H206ZM254 212H255V214H254ZM107 213H106V215H107ZM112 212H110V213H108V216L109 217H107V216H105V217H107V219H104L103 221L106 223L109 219H110V217L112 216V215H114V213H112ZM136 213V212H135ZM213 212H211L210 213V217H212L213 216V214H212ZM0 214H1V212H0ZM53 214H55V212L53 213ZM110 214V215H109ZM120 214V215H121ZM139 214L141 215V217H139ZM206 214V213H205ZM56 215V214H55ZM125 215V216H124ZM157 215V216H156ZM54 216V215H53ZM124 216V217H123ZM129 216V217H128ZM158 216H160V217H158ZM175 215H172V217L171 218H173ZM214 217L216 218V215H215V213H214ZM213 217V218H214ZM214 218V219H215ZM124 219V220H123ZM131 219V220H130ZM136 219V220H135ZM138 219V220H137ZM158 219V220H157ZM264 219V217L262 218V220ZM135 220V221H134ZM45 221V220H44ZM43 221V222H44ZM103 221H102V224H100V226H101V228H104V226H105V223L103 224ZM126 221V222H125ZM139 222V223H137V222ZM46 222V221H45ZM45 222H44V224H45ZM122 222V223H121ZM129 222H130V224H136L137 226H135L134 225V227L136 228H134L133 229V231H132V233L130 232V233H127L126 234V236L124 237V238H127L126 240L124 239V238H122V236H123V231H124V229H125V227H126V225L127 224H129ZM47 223V222H46ZM125 223H127V224H125ZM262 223H264V220H263V222L261 221V225H262ZM28 224H30V225H28ZM48 224H45V225H48ZM122 224V225H121ZM183 224L184 223H182V226H183ZM255 224V223H254ZM9 225H11V224H8L7 225V228H8V226ZM27 225L29 226V227H31V223H27L24 227H25V229L27 230V229H29V227L28 228H26L27 227ZM121 225V226H120ZM253 225V224H252ZM13 226V225H12ZM12 226H10V228L12 227ZM49 226V225H48ZM138 226H139V228H138ZM141 226V227H140ZM263 226H264V224H263ZM263 226H262V228H263ZM6 227V226H5ZM119 227V228H118ZM1 228V227H0ZM22 228V227H21ZM21 228H19L20 229V232H21ZM32 228H33V226H32ZM124 228V229H123ZM142 228V229H141ZM253 228H255V226L253 227ZM253 228H251L252 230H253ZM34 229H35V226H34ZM99 229H100V227H98V229L96 230V231H99ZM139 229V230H138ZM23 230H24V228H23ZM25 230V232H27L28 233V231L30 232V230L32 231V229H30V230H28V231H26ZM135 230H137V231H135ZM256 229H254V231L253 232H256L255 231ZM262 229H260V231H261ZM263 230H264V228H263ZM261 231V238H262V235L264 236V231ZM110 231V232H109ZM144 231V232H143ZM147 232V233H146ZM22 233H24V232H22ZM109 233V234H108ZM26 234V233H25ZM130 234V235H129ZM137 234V235H136ZM256 234L257 235H259V233H257L256 232ZM143 235V236H142ZM129 236V237H128ZM260 236V235H259ZM112 237V238H111ZM136 237V238H135ZM139 237H141V238H139ZM133 238V239H132ZM143 238V239H142ZM96 241V242H93L94 240ZM107 240V242H106V240ZM111 239V240H110ZM122 241L123 239H124V241L121 243V241ZM103 240V241H102ZM137 242H136V241ZM211 239L209 238V241H210ZM110 241H115L114 242V244H112V245H109V243H110ZM104 243L105 242V244H100V243ZM118 242H120L121 244H119ZM125 242V243H124ZM130 242V243H129ZM132 243V244H131ZM137 243H138V245H137ZM1 245V244H0ZM17 245V244H16ZM11 246V248H10V250L11 249H17V250H19V249H21V247H22V245H20V244H18L17 246ZM109 245V246H108ZM114 245V246H113ZM129 245H130V247H129ZM126 246V247H125ZM17 247V248H16ZM123 247V248H122ZM81 248L83 249V250H81ZM111 248V249H110ZM130 248V249H129ZM135 248V249H134ZM80 249V250H79ZM126 249V250H125ZM77 250V251H76ZM106 250V251H105ZM108 250V251H107ZM115 250V251H114ZM12 251V250H11ZM81 251H84L83 253L81 252ZM86 251V252H85ZM241 251H242V249H241ZM13 252V251H12ZM74 252H77V253H75L74 254ZM80 252V253H79ZM116 252H118V253H116ZM230 253H227L226 255H224V257L228 260V259H231V260H233L232 258H234V255H236L235 257H236V259H238V258H240L244 253H246L245 251H244V249H243V252H241V253H243V254H241V256L239 255V253L240 252H237V251H234L233 249L231 250V251H229ZM235 252H237V253H235ZM112 253H114V254H112ZM235 253V254H234ZM10 254H11V252L9 253L8 252V255H5V259H4V256L2 257L3 259H4V261H3V259L1 258V261H3L5 264H7L8 262H10L11 261V256H10ZM94 254V255H93ZM239 257H238V256ZM245 255V254H244ZM243 255V256H244ZM82 256V257H83ZM98 258H97V257ZM227 256H229V258L227 257ZM233 256V257H232ZM61 257V258H60ZM6 258H8V259H10V261L8 260H6ZM74 258V257H73ZM242 258V257H241ZM242 259H244V258H242ZM241 259V260H242ZM71 260V261H70ZM231 260H230V262H231ZM240 260V261H241ZM7 261V262H6ZM77 261H79L80 263H78V262H76V260H75V262L74 263H76V264H81V259H77ZM235 261V258H234V260L232 261V262H234ZM240 261H238L239 263H240ZM72 262V263H71ZM238 262L237 263H235V264H238ZM242 262V261H241ZM245 261H243V263H244ZM3 263V264H4ZM73 263V264H74ZM242 263V264H243ZM1 264V263H0Z\"/></svg>", "mask_w": 264, "mask_h": 264}]
</instances>
